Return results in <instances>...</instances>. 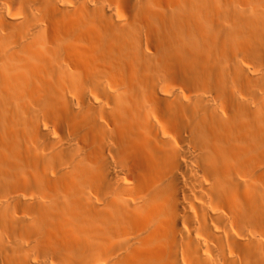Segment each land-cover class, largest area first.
I'll list each match as a JSON object with an SVG mask.
<instances>
[{
    "label": "bare ground",
    "instance_id": "6f19581e",
    "mask_svg": "<svg viewBox=\"0 0 264 264\" xmlns=\"http://www.w3.org/2000/svg\"><path fill=\"white\" fill-rule=\"evenodd\" d=\"M0 264H264V0H0Z\"/></svg>",
    "mask_w": 264,
    "mask_h": 264
}]
</instances>
